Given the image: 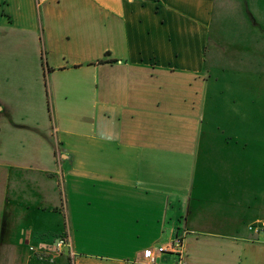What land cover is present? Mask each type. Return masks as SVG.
<instances>
[{"label": "crops", "instance_id": "0c3cea01", "mask_svg": "<svg viewBox=\"0 0 264 264\" xmlns=\"http://www.w3.org/2000/svg\"><path fill=\"white\" fill-rule=\"evenodd\" d=\"M217 5L238 10L235 32L249 27L242 0H0L2 64L9 54L45 62L32 68L34 86L25 69L0 68V155L50 146V167L39 170L50 179V212L64 215L62 233L74 252L40 261L23 249L58 231L0 227V264H149L144 251L177 236L184 237L182 258L162 253L155 264H264V238L248 229L264 223V182H248L245 153L202 145L203 111L215 101L208 56ZM10 43L15 50L6 52ZM258 45L263 50V36ZM226 54L215 50L212 58ZM254 64L260 69L248 72L262 74L263 58ZM48 93L53 113L43 134L31 124L45 115ZM17 138L27 144L9 147ZM154 169L168 195H150L146 177ZM11 174L4 173L5 187L16 190L21 180ZM86 177L99 194H87ZM19 198L16 211L48 210ZM58 238L46 239L50 251Z\"/></svg>", "mask_w": 264, "mask_h": 264}, {"label": "rangeland", "instance_id": "374dc122", "mask_svg": "<svg viewBox=\"0 0 264 264\" xmlns=\"http://www.w3.org/2000/svg\"><path fill=\"white\" fill-rule=\"evenodd\" d=\"M242 1L245 7L242 13L243 19H245L249 25V27L246 26V28H243L242 34L235 32L236 28H231L233 24H235V19L239 18L238 10L232 6V10L228 9L226 11L217 10L219 8L218 5L216 7L212 26L215 41L213 44L214 46L212 45L210 47L208 56V70L211 74L210 86L212 88V93H214L215 101L213 106L212 104L211 106L208 105L203 111L204 122L201 128L204 137L202 145L206 147L210 144L209 146L215 147L216 149L228 148L236 153H245L244 156L249 163V170L247 171L248 182L259 179L261 180L260 184H262V182H264V69L262 74L257 71H248L251 67L260 69L254 64V61L256 60L259 64V59H261V57L263 58L264 67V48L262 50L258 47V43L261 41L262 36L264 41V32L260 33V28H255L252 22V18L256 19L264 31V0ZM230 34H232V36ZM10 44L11 47L6 49V52L15 50V43ZM215 50L227 51V54L224 55L221 60H213L212 52H215ZM7 56L9 57L6 59L4 65L0 61V68L10 67L14 69L15 67H20L21 71L25 69L22 74H30L31 77L29 75L28 77H30V79L33 77L32 84L34 86L33 80L36 74L33 73V75H31L32 68L37 66L35 69L36 72L39 66L38 63L41 61L39 59L33 60L28 57H18V60H16L14 57L15 55L9 54ZM40 64V69L42 70V66L45 65L43 59ZM12 77H14V79H19V74H14ZM28 77L25 78L27 82ZM45 81L48 83L47 88H49L50 81L48 77H46ZM246 86H250L252 90H247ZM17 93L19 92H13L11 90H6L5 92L6 95H17ZM34 93H38L37 88L33 90V94ZM21 94L27 98L26 91ZM49 94L50 93H48V95ZM47 101L49 104H46L44 107L46 109L45 115L38 116L39 123L31 124L35 127H39V131H43V134H48V132H50V109H52L51 113H53V108L50 107V95ZM36 110H40V107L37 106ZM22 134L25 136V133ZM26 138L28 139V137ZM17 140H20L19 143L17 141L18 144L9 147H16L17 145L23 147L27 144V140L25 141L19 138H17ZM40 144L44 145L45 143ZM242 149H244V151ZM16 162L18 164L24 163V165H31V169L33 170L21 171L15 168ZM41 165L45 168L50 167V146L49 149H46L44 146H38V150L36 152H31V154L0 155V227L2 233L6 230H8V232L11 230V232H16V234L22 229H34L35 231L54 229L59 233H49L45 236H41V238L44 239L43 242L38 241L40 237H37L35 240L37 249H47L50 251L47 245L49 241L46 239H49L50 236L56 238L66 234L62 233L64 215L53 213V211L50 212V179L45 177V173L39 170ZM256 166L261 167V172L257 170ZM36 167L39 171L35 170ZM5 172L12 173L11 175L13 178L21 180L18 189L15 190L13 185L12 187H5ZM158 175L159 171L154 169L151 172V177H146V179L152 183L148 188L150 195L154 196L159 193L168 195L169 191H166V188H160L156 185L157 182H160V180L157 181ZM181 180L186 181L185 176H183ZM85 181L88 185L87 194H99V184H95V179L93 177H86ZM122 188L124 187H121V189ZM161 189L162 192L158 191ZM123 190L127 189L124 188ZM128 193L131 192L129 191ZM16 197H20L19 202L26 201L32 207L38 205L37 201H40L41 203H39V206L43 208L48 207V210L42 213L41 211H36L35 208L28 213L25 209L18 208L16 211V209L12 207L14 201L18 199ZM174 201H176V199H174ZM22 206V208H24V203H22ZM174 206L179 208L178 201L174 203ZM13 211L19 212L18 216H20V218L13 217ZM182 214L184 215V212H182ZM183 215H181L180 218L182 225L184 221ZM179 223L181 224V222ZM42 244L45 247H41ZM50 246L54 247V249L50 251L53 254L56 252V245L52 241ZM67 250H64V254L69 256ZM33 253L36 252L30 251V244L28 243L25 250L23 249V254L32 256ZM36 257L40 261L50 262L49 255H36Z\"/></svg>", "mask_w": 264, "mask_h": 264}, {"label": "built area", "instance_id": "2783aa9c", "mask_svg": "<svg viewBox=\"0 0 264 264\" xmlns=\"http://www.w3.org/2000/svg\"><path fill=\"white\" fill-rule=\"evenodd\" d=\"M249 231L256 234L257 236H262L264 238V223H255L249 226ZM184 237L183 236H177L172 241H170L168 244H163L155 249H146L143 253V257L145 261L149 264H155L157 262V256L158 254L162 253H168L178 256L179 258H182L184 254ZM56 252L53 254L50 253L47 249H37L36 246H30L31 252H36L39 256L49 255L50 258L62 255L64 253V250L66 251L68 249V253L71 258L74 257V252L70 250V242L68 240V237L61 236L56 240Z\"/></svg>", "mask_w": 264, "mask_h": 264}]
</instances>
